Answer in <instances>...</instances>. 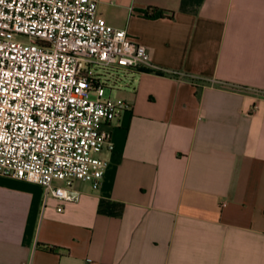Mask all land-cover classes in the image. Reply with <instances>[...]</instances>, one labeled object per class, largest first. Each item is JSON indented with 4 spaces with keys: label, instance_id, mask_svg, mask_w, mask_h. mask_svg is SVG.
<instances>
[{
    "label": "crops",
    "instance_id": "crops-1",
    "mask_svg": "<svg viewBox=\"0 0 264 264\" xmlns=\"http://www.w3.org/2000/svg\"><path fill=\"white\" fill-rule=\"evenodd\" d=\"M98 12L161 70L122 71L98 189L63 202L0 174V264H264V0Z\"/></svg>",
    "mask_w": 264,
    "mask_h": 264
},
{
    "label": "built area",
    "instance_id": "built-area-1",
    "mask_svg": "<svg viewBox=\"0 0 264 264\" xmlns=\"http://www.w3.org/2000/svg\"><path fill=\"white\" fill-rule=\"evenodd\" d=\"M110 68L161 70L98 0H0V174L63 202L79 200L77 180L98 189L109 165L98 154L114 147L101 126L130 107L106 96Z\"/></svg>",
    "mask_w": 264,
    "mask_h": 264
},
{
    "label": "rangeland",
    "instance_id": "rangeland-1",
    "mask_svg": "<svg viewBox=\"0 0 264 264\" xmlns=\"http://www.w3.org/2000/svg\"><path fill=\"white\" fill-rule=\"evenodd\" d=\"M16 39L19 40H26L25 37H17ZM106 96L111 98H118L115 94V89L117 85H119L121 82L125 81V75L123 74L122 70H119L117 68H110L106 71ZM92 98H96V95L94 93L91 94Z\"/></svg>",
    "mask_w": 264,
    "mask_h": 264
}]
</instances>
